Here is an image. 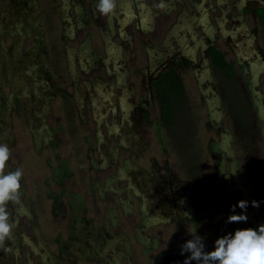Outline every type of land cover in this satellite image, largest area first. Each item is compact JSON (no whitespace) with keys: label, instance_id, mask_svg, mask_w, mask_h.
<instances>
[{"label":"rangeland","instance_id":"1","mask_svg":"<svg viewBox=\"0 0 264 264\" xmlns=\"http://www.w3.org/2000/svg\"><path fill=\"white\" fill-rule=\"evenodd\" d=\"M21 1L0 0V143L23 171L0 264H182L192 233L264 224V0ZM169 67L170 128L150 85Z\"/></svg>","mask_w":264,"mask_h":264},{"label":"clouds","instance_id":"2","mask_svg":"<svg viewBox=\"0 0 264 264\" xmlns=\"http://www.w3.org/2000/svg\"><path fill=\"white\" fill-rule=\"evenodd\" d=\"M158 6H163L162 2ZM117 0H98V11L109 16L115 12ZM11 156L7 143H0V247L13 238V222L9 203L19 201L23 171L20 168L5 172L6 162ZM253 207H259L258 201H251ZM249 201L241 199L230 206L227 223H247ZM239 208L241 211L236 212ZM187 253V255H185ZM180 255L185 256L182 264H264V224L257 227L236 228L218 236L211 248L205 237L192 233V238L180 245Z\"/></svg>","mask_w":264,"mask_h":264},{"label":"trees","instance_id":"3","mask_svg":"<svg viewBox=\"0 0 264 264\" xmlns=\"http://www.w3.org/2000/svg\"><path fill=\"white\" fill-rule=\"evenodd\" d=\"M208 56L215 69L224 72L232 69V65L227 62L224 54L219 49L211 46L208 50ZM153 86L159 105L160 119L166 127L170 128L178 120V107L180 102L184 100L182 78L174 67H169L158 75Z\"/></svg>","mask_w":264,"mask_h":264},{"label":"flooded vegetation","instance_id":"4","mask_svg":"<svg viewBox=\"0 0 264 264\" xmlns=\"http://www.w3.org/2000/svg\"><path fill=\"white\" fill-rule=\"evenodd\" d=\"M22 2V4L25 6L24 7V9H26V8H28V7H30V5H31V3H33V4H35V0H22L21 1ZM125 4H127V6L129 5L127 2H125ZM121 5V4H120ZM32 6V5H31ZM127 6H124V7H122V9H126L127 8ZM67 7V1H65V0H63V4H62V6H61V10H62V12L65 10V8ZM24 9H22V11H24ZM139 17H140V15H139ZM142 18H143V16H142ZM210 48V47H209ZM209 48H208V50H209ZM208 50H207V54H208ZM107 53H110V48H108L107 49ZM7 53V51L5 52V54ZM108 57H112V55L111 54H108ZM82 59L83 58H81L80 60L82 61ZM110 60H112V59H110ZM210 60V59H209ZM211 62V61H210ZM115 65H117L116 64V62L114 61V66ZM144 71V70H143ZM161 72H163V71H159L157 74H155V75H153L152 77H151V79H150V85H151V88H152V92H153V94H154V97H155V89H154V86H153V83H155V79H157V77H158V75L161 73ZM145 75H146V71H144L143 72ZM14 95H12V97H13ZM15 97V96H14ZM20 98L21 97H18L17 98V96H16V101H15V103H16V105H17V107H19V105L17 104V102L20 100ZM4 111V110H3ZM9 208L10 209H12L13 211H15V206H13V204H11V202L9 203ZM186 212H189L188 210H186ZM185 213V212H184ZM191 215H193V213L191 214ZM13 217H11V219H12Z\"/></svg>","mask_w":264,"mask_h":264}]
</instances>
